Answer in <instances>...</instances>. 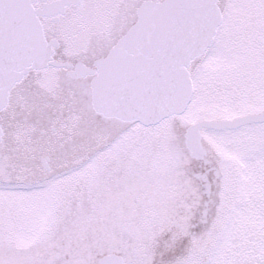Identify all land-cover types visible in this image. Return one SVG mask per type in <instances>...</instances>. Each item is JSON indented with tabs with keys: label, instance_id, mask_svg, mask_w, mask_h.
Listing matches in <instances>:
<instances>
[{
	"label": "rangeland",
	"instance_id": "1",
	"mask_svg": "<svg viewBox=\"0 0 264 264\" xmlns=\"http://www.w3.org/2000/svg\"><path fill=\"white\" fill-rule=\"evenodd\" d=\"M252 35L264 45V0H227L213 48L193 71L195 86L208 81L210 88L215 87L213 81L225 83L238 71L249 78L264 77V59L258 56ZM261 84L260 92L247 86L243 96L232 94L223 102L196 94L193 106L178 121H190L195 113L199 119H233L250 110L261 113ZM237 95L240 98L231 108V99ZM247 130L252 133H239L237 147L228 142L223 145L236 155L231 158L229 150H222L226 159L232 160L230 166L240 181L235 201L225 215L223 230L228 228L217 245L213 244L216 238L211 241L207 264H264V141L255 142L264 138V127ZM138 135L134 129L126 146L115 144L91 165L44 184L13 189L0 183V264H96L98 258L111 254L123 256L126 264H200L206 248L187 257L191 244L192 248L197 244L188 239L186 195L179 191L181 183L175 181L183 174L175 168L180 166L179 157L161 153L150 160L142 144L132 151ZM111 149L123 152L116 156ZM113 155L119 162L113 158V165L105 162V157ZM99 166L111 170L95 179L87 176ZM112 171L119 174L114 184L109 179ZM5 172L0 164L1 180L6 178ZM121 177L126 180L123 185ZM79 179L86 184L77 192L72 185ZM66 186L68 192L64 193ZM76 193L83 201L79 208L72 201ZM68 199L74 206H69ZM250 236L253 240L249 241Z\"/></svg>",
	"mask_w": 264,
	"mask_h": 264
},
{
	"label": "flooded vegetation",
	"instance_id": "2",
	"mask_svg": "<svg viewBox=\"0 0 264 264\" xmlns=\"http://www.w3.org/2000/svg\"><path fill=\"white\" fill-rule=\"evenodd\" d=\"M29 1L50 49V60L45 69L29 68L20 81L9 88L7 105L0 111V164L6 170V183L11 186L45 183L66 173H75L96 162L98 155L115 144L126 146L130 141V132L137 127L139 135L132 142V151L142 144L144 155L150 160H156L161 153L180 154L183 157V167L179 170L184 175L181 174L175 181L181 183L179 191L186 195L190 237L199 244L207 241L210 235L217 237L221 234L226 212L235 201L240 181L236 170L230 166L232 160L226 159L222 150H229L227 154L231 158H236V155L232 154L231 148L223 145L228 142L230 146L237 147L241 141L239 133L245 131L251 134L247 129L264 127V124L245 125L238 130L201 129L199 149L202 154L199 158L186 144L187 128L201 120L225 122L241 116L233 119L228 116L223 119L213 116L199 119L195 113L190 122L170 118L162 125L144 128L139 124L131 125L106 117L98 113L94 105L92 85L98 78L99 64L112 60V54L149 60L142 50L150 49L153 45L156 29L152 23L149 30L153 27L154 32L138 35L136 40L140 38V46L135 43L130 46L134 51L125 42L140 24L142 16H152L165 0ZM222 5H225L224 0H217V6L221 8ZM222 25L216 32L213 45ZM244 29L249 32L247 26ZM252 37L258 56L264 59V47L260 46L264 45L255 35ZM213 45L204 57L210 53ZM209 83L204 81L197 87L193 79V102L196 94L213 102L218 99L223 102L224 97L232 94L243 96V93H247L245 88L251 85L260 92L264 77L249 78L238 71L225 83L213 81L215 87L210 85L211 88ZM239 95L232 97L231 108L237 103ZM199 111L205 113L203 109ZM258 141H264V138L255 139V142ZM112 149L116 156L123 152L117 150L114 153ZM115 155L105 157V162L110 161L113 165L111 158L119 162L117 157L114 159ZM109 169V166H99L95 173L89 172L87 176H94L95 179ZM109 175L110 183L118 182L115 171L109 172ZM121 179L123 185L126 180L124 177ZM84 184L86 182L79 179L72 188L81 191ZM67 192L66 186L64 193Z\"/></svg>",
	"mask_w": 264,
	"mask_h": 264
},
{
	"label": "water",
	"instance_id": "3",
	"mask_svg": "<svg viewBox=\"0 0 264 264\" xmlns=\"http://www.w3.org/2000/svg\"><path fill=\"white\" fill-rule=\"evenodd\" d=\"M202 1L209 3L204 8L206 18L209 20L208 13H212L215 9L214 6L212 7L215 0ZM174 5L172 4L171 7ZM177 16L186 17L181 13H177ZM217 19L218 17H216ZM210 20H214L213 14H211ZM215 23L210 28H214ZM33 24L26 0H0V108L5 104L7 94L3 92V89L14 79L13 71H15V68L23 62V64H26L39 53L37 51L38 40ZM181 58L178 57V61ZM172 78H174L178 90L176 107L173 105L171 110L167 111L166 107L172 103L170 104L161 98V85L151 84L150 79H146L142 88L139 90L134 88L135 90L129 94L130 119L135 118L149 125V123L155 124L165 116L181 113L189 100L190 84L188 75L177 72ZM167 82L168 80L164 81L163 84H167ZM182 83L183 85H181ZM137 91L140 93L139 98L134 97L138 95ZM112 262V259H105L101 261V264H112Z\"/></svg>",
	"mask_w": 264,
	"mask_h": 264
},
{
	"label": "bare ground",
	"instance_id": "4",
	"mask_svg": "<svg viewBox=\"0 0 264 264\" xmlns=\"http://www.w3.org/2000/svg\"><path fill=\"white\" fill-rule=\"evenodd\" d=\"M193 2H195V0H193ZM175 3V5L173 6V11H176V10H178V4L176 3V2H174ZM211 12H209L208 13V15H209V20H210V17H211ZM206 19V18H205ZM174 20V19H173ZM207 20V19H206ZM178 21V20H177ZM208 21V20H207ZM207 27H208V24H206V22L205 21H203V20H199V21H197L196 23H195V25H194V27H193V31L197 34V35H199V39H195L193 36L191 37V36H189V33L191 32V29H190V27H187V29L184 31L185 33H183L182 35H183V38L180 40V43H185V47H188V48H193V47H195V46H199L202 42H203V40H202V38H206V36H205V34H206V29H207ZM178 39L181 37L179 34L176 36ZM185 39V40H184ZM176 45H178V44H176ZM183 82V81H182ZM181 85H183V83L181 84ZM175 89V87L174 88H172V89H169V90H167V91H171V90H174ZM166 92V91H165ZM164 92V93H165ZM118 94V93H117ZM121 94V93H120ZM161 98L164 100V94L163 95H161ZM174 99V97H172V98H169V99H167V100H173ZM165 101V100H164ZM177 105V104H176ZM176 105L174 104V106L176 107Z\"/></svg>",
	"mask_w": 264,
	"mask_h": 264
}]
</instances>
